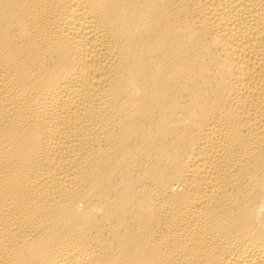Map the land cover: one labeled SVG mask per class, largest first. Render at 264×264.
Segmentation results:
<instances>
[{"label":"bare ground","instance_id":"bare-ground-1","mask_svg":"<svg viewBox=\"0 0 264 264\" xmlns=\"http://www.w3.org/2000/svg\"><path fill=\"white\" fill-rule=\"evenodd\" d=\"M0 264H264V0H0Z\"/></svg>","mask_w":264,"mask_h":264}]
</instances>
